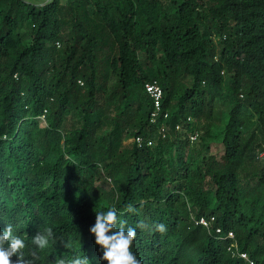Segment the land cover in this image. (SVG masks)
Masks as SVG:
<instances>
[{
	"label": "trees",
	"instance_id": "16d2710c",
	"mask_svg": "<svg viewBox=\"0 0 264 264\" xmlns=\"http://www.w3.org/2000/svg\"><path fill=\"white\" fill-rule=\"evenodd\" d=\"M152 81L164 137L162 116L149 119ZM218 101L228 109L215 156ZM136 135L152 145L124 143ZM113 205L137 228L141 264H249L228 250L234 241L264 264V0H0V228L14 224L33 248L52 227L35 264H106L89 228ZM210 216L209 229L195 223Z\"/></svg>",
	"mask_w": 264,
	"mask_h": 264
},
{
	"label": "clouds",
	"instance_id": "9594fccd",
	"mask_svg": "<svg viewBox=\"0 0 264 264\" xmlns=\"http://www.w3.org/2000/svg\"><path fill=\"white\" fill-rule=\"evenodd\" d=\"M143 203V202H142ZM128 212L135 213L136 208L132 204L126 206ZM119 223V227L117 224ZM124 221H118V212L115 205L95 212V221L89 228V232L94 237V243L98 245L101 255L98 261H106V264H141L132 245L136 239V227L125 228ZM142 225H138L140 227ZM155 230L165 233L167 227L163 223H157ZM54 239L52 227H44L32 238L31 243L35 247L29 248L26 235L18 234L15 225L7 223L0 228V264H35L39 259L38 252H46ZM25 249H28L27 260ZM17 259L13 260L12 257ZM56 264H90L89 258L84 255H76L71 259L59 258Z\"/></svg>",
	"mask_w": 264,
	"mask_h": 264
},
{
	"label": "rangeland",
	"instance_id": "374dc122",
	"mask_svg": "<svg viewBox=\"0 0 264 264\" xmlns=\"http://www.w3.org/2000/svg\"><path fill=\"white\" fill-rule=\"evenodd\" d=\"M35 5H42L43 3H45L48 0H27ZM61 3H64L65 0H59ZM200 1H204L206 3L209 2V0H200ZM96 22H98V20L96 19ZM101 29V26H98ZM23 34H25L24 36V42H29L30 40V34L28 32V28L24 27L22 29ZM64 32L66 33L67 30L66 28H64ZM64 33V34H65ZM102 39H100V35H99V39H100V43L102 44H110L111 43V37L109 35H106V33L103 31L102 33ZM226 38V35L224 34L222 36L221 39ZM215 40L218 41L219 38L215 37ZM102 76V75H100ZM101 80V79H100ZM115 78L114 76L111 74L108 76V78H106V80L104 81V79L101 80V82H104L107 87L110 85L114 84ZM227 109L228 106L225 102L222 101H218L216 104V111H215V116L213 118V120L210 122V134H209V145H210V149L208 151V153L214 154L215 156H219L222 153V148H221V144H220V140L222 138V133H223V128H224V123H225V115L227 113ZM42 119V118H41ZM80 122V118L75 114L72 115L71 117H68L65 124L67 127H76L79 125ZM41 124L43 125L44 122L41 121ZM135 126H131L129 128V130H134ZM131 140H125L124 143L130 142ZM101 179L97 182L98 185L101 186L102 189H109L113 186L114 182L112 180H110L108 177L105 178V176L101 175L100 177ZM101 201H98V203H100Z\"/></svg>",
	"mask_w": 264,
	"mask_h": 264
},
{
	"label": "built area",
	"instance_id": "2783aa9c",
	"mask_svg": "<svg viewBox=\"0 0 264 264\" xmlns=\"http://www.w3.org/2000/svg\"><path fill=\"white\" fill-rule=\"evenodd\" d=\"M144 88L147 95L152 101V110L149 116L150 122L156 123L159 117L162 116V122L159 126L158 132L164 137L166 134L165 121L167 120L169 114L168 111H163L162 109V98H163L162 88L160 84L157 83L156 81L146 82L144 84ZM175 129L179 130L180 126L176 125ZM196 138H197V132H194L189 135V139L191 142L194 141ZM131 141H134L137 145H141L143 143H146L148 146L152 145L151 139L144 140V138L140 135L134 136L133 138H131ZM213 219H214L213 216H210L209 218L200 217L199 219H197L195 223L201 224L203 227L209 229L211 227ZM216 232L220 233L221 229L216 228ZM226 236L233 239L234 233L232 231H229ZM228 250L231 251L232 255H236L237 257H240L243 260L247 261L249 264H253V261L249 258V256L245 252H241L238 250V246L235 241L231 243V245L228 247Z\"/></svg>",
	"mask_w": 264,
	"mask_h": 264
}]
</instances>
